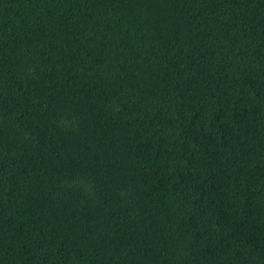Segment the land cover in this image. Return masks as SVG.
<instances>
[{
    "label": "trees",
    "instance_id": "1",
    "mask_svg": "<svg viewBox=\"0 0 264 264\" xmlns=\"http://www.w3.org/2000/svg\"><path fill=\"white\" fill-rule=\"evenodd\" d=\"M0 264H264V0H0Z\"/></svg>",
    "mask_w": 264,
    "mask_h": 264
}]
</instances>
